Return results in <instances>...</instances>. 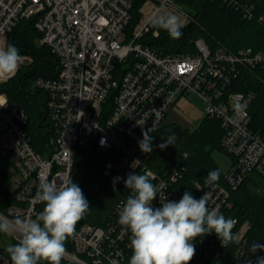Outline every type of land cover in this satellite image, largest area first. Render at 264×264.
<instances>
[{
    "label": "built area",
    "instance_id": "2783aa9c",
    "mask_svg": "<svg viewBox=\"0 0 264 264\" xmlns=\"http://www.w3.org/2000/svg\"><path fill=\"white\" fill-rule=\"evenodd\" d=\"M240 10L244 17L254 16L252 0H221ZM133 0H0V48L7 47L9 32L22 19H33L46 44L59 61L55 77H39L36 81L48 94V107L57 131L55 146L50 152H37L26 134L27 115L19 105L11 103L0 92V149L11 157L15 173L12 187L19 201L9 207L8 215L0 212V221L15 217L35 216L41 212L36 199L39 179L61 183L71 178L76 147L95 138L98 149L116 148L122 154L115 168L127 176L139 164L136 156L142 131L152 134L163 124L167 112L182 96L197 94L205 102V116L218 119L223 128L221 146L230 156L224 171V182L202 188L196 183V199L208 194V207L231 205V190L250 174L264 176V135L250 127L249 106L254 92L231 91L239 73L238 64L264 65V51L251 47L237 54L219 47L212 51L203 37L195 40L193 52H159L141 38L151 30L149 19L174 0H144L142 17L131 32ZM262 18V17H261ZM157 34V30L154 31ZM0 77V82L7 80ZM81 112L83 115L81 116ZM141 126L138 123H143ZM105 141L102 145L101 141ZM154 175L157 187L154 207L161 202H178L186 192L177 189V171ZM129 195V194H128ZM115 207L105 227L84 223L76 226L73 250L63 258L77 264H128L132 255L130 232L118 223L122 202ZM232 232L237 264H256L252 245L246 238L247 223L237 219ZM10 243L18 242L19 234L10 232ZM1 241V238H0ZM195 256L189 264H210L219 256L221 240L213 232L192 241ZM120 255L117 256L116 253ZM0 264H11L10 256L0 250Z\"/></svg>",
    "mask_w": 264,
    "mask_h": 264
},
{
    "label": "trees",
    "instance_id": "16d2710c",
    "mask_svg": "<svg viewBox=\"0 0 264 264\" xmlns=\"http://www.w3.org/2000/svg\"><path fill=\"white\" fill-rule=\"evenodd\" d=\"M176 1L185 5L190 13L182 28L181 38L174 40L167 31L154 29L152 26L141 38L157 51L193 52L198 37H203L212 51L219 47L233 54L247 47L264 51V0H252L255 5L252 18L244 17L240 10L221 0ZM143 3L144 0H133L131 19L126 29L128 32L140 21V8ZM155 30L157 34L154 33ZM40 38L41 33L36 29L33 19L20 20L9 32L7 46L15 45L21 55L30 56L32 61L21 64L14 76L0 82V92L5 93L11 103H16L24 109L27 115L25 132L33 148L40 154H45L54 148L57 131L50 115L47 91L37 85L36 81L39 77H55L59 71V61L52 50L40 42ZM238 69L239 73L234 78L230 90L254 92L255 97L249 106L250 127L264 135V65L239 63ZM172 134L176 136L175 145L169 144L163 150L157 147ZM222 135L220 121L207 116L195 128L175 122L163 124L152 134L151 153L141 152L138 145L136 156L139 158V164L131 173L144 174V167L160 175L177 171L179 177L174 186L195 195L198 192L196 183L202 188L206 187L205 179L212 170L218 169V181L224 182V171L213 157L214 150L225 152L221 146ZM121 154L116 148L98 149L95 138L87 145L79 144L76 147L72 170L73 183L82 189L91 208L77 226L90 223L105 227L111 220L116 205L129 194L124 184L127 176H123L115 168ZM14 173L11 157L0 149V212L6 215L9 207L19 202L12 187ZM115 177L121 179L114 186ZM259 188L264 189V176L250 174L237 188L231 190L228 200L231 205L220 210L225 218L237 219L239 224H248L245 236L249 247L253 243L264 245V191H259ZM44 207L43 203L40 204V211ZM236 245L233 242L224 248L218 244L219 256H212L210 264H237ZM73 246V239L69 238L65 247L73 250ZM5 249L6 247L0 245L1 251L5 252ZM254 255L257 259V256H264V251H257ZM61 264L74 263L62 258Z\"/></svg>",
    "mask_w": 264,
    "mask_h": 264
},
{
    "label": "clouds",
    "instance_id": "9594fccd",
    "mask_svg": "<svg viewBox=\"0 0 264 264\" xmlns=\"http://www.w3.org/2000/svg\"><path fill=\"white\" fill-rule=\"evenodd\" d=\"M149 23L154 29L167 31L174 40L181 38L185 26L174 13L153 14ZM22 61L15 45L0 48V77L14 76ZM138 124L142 126L144 122ZM149 133L151 128L142 131L143 138L138 142L141 152L148 154L153 151V137ZM175 140L174 134L169 135L157 147L163 150L169 144L175 145ZM104 143L102 140L101 144ZM219 177L220 171L212 170L205 184L214 185ZM120 179L115 177L113 185ZM152 179L153 173L146 171L129 173L124 180L129 195L126 202H122L118 223L130 232L132 255L128 264H189L196 251L192 241L213 232L224 248L238 242L239 238L232 232L236 221L225 218L218 208L209 209L207 193L196 199L186 191L178 202L165 198L162 207H154L158 189ZM35 196L45 207L34 219L17 216L9 222H0V233L19 234L18 242L7 246L5 251L11 264H61L66 241L76 237L78 222L91 210L89 202L71 178L58 184L56 180L41 177ZM251 250L252 253L264 251V245L253 243ZM110 264H119V261L110 259ZM256 264H264V256H257Z\"/></svg>",
    "mask_w": 264,
    "mask_h": 264
},
{
    "label": "rangeland",
    "instance_id": "374dc122",
    "mask_svg": "<svg viewBox=\"0 0 264 264\" xmlns=\"http://www.w3.org/2000/svg\"><path fill=\"white\" fill-rule=\"evenodd\" d=\"M174 2V6L171 4H167L157 14L167 15L168 13H174L180 18L183 24H185L189 19V9L185 5L178 3L176 0H174ZM22 57L23 61L21 64L29 63L32 61V58L30 56L22 55ZM205 106V102L197 94L182 96L178 99L177 103L167 112L164 119V124L175 122L185 127L195 128L205 117ZM213 157L221 170L226 171L230 165L231 160L228 153L222 150H214ZM258 190L264 191V189L262 188H259ZM10 240L11 236L9 233H1V245H8L10 243Z\"/></svg>",
    "mask_w": 264,
    "mask_h": 264
}]
</instances>
